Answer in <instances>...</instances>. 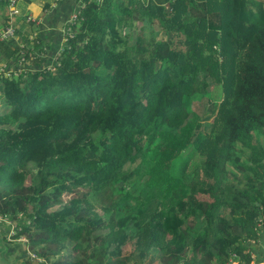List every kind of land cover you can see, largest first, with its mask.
<instances>
[{"label":"trees","instance_id":"obj_1","mask_svg":"<svg viewBox=\"0 0 264 264\" xmlns=\"http://www.w3.org/2000/svg\"><path fill=\"white\" fill-rule=\"evenodd\" d=\"M76 3L60 63L22 76L0 71V215L20 212L14 234L52 264L263 258L260 1ZM13 40L0 42L7 57L16 55ZM209 79L221 95L197 135L210 113ZM186 119L197 123L187 155L173 173L164 161L148 168L153 138Z\"/></svg>","mask_w":264,"mask_h":264},{"label":"crops","instance_id":"obj_2","mask_svg":"<svg viewBox=\"0 0 264 264\" xmlns=\"http://www.w3.org/2000/svg\"><path fill=\"white\" fill-rule=\"evenodd\" d=\"M16 1L17 12L11 17L7 16V3L0 2V30L5 25H11L16 29L17 35H21V37L16 38L12 35L0 42L14 39L13 42L18 45L16 53H19V49L25 52V69L52 64V48L66 24L76 22L80 11L79 4L72 5L70 11L65 12L64 5L68 0H57L62 8L58 13H52V9L49 7L51 0ZM75 5L77 9L74 8ZM71 12L73 15H69ZM14 58L15 56L7 57L0 48V70L14 69L16 67ZM5 227L7 226L5 225ZM250 255L252 259L248 264L264 263V257L262 258L260 255L255 257V252H251Z\"/></svg>","mask_w":264,"mask_h":264},{"label":"rangeland","instance_id":"obj_3","mask_svg":"<svg viewBox=\"0 0 264 264\" xmlns=\"http://www.w3.org/2000/svg\"><path fill=\"white\" fill-rule=\"evenodd\" d=\"M260 1L263 9H264V0H258ZM72 0H68L66 4L64 5V8L66 9L65 12L70 11V7L72 6L71 4ZM17 1H14L12 4H9L7 7V14L10 10V7L12 8H17L16 7ZM8 5V4H7ZM49 7L52 9V13H58L60 7L59 3L57 0H51L49 2ZM60 7V8H59ZM49 8V9H50ZM75 9H77V6H74ZM69 15H73L71 12ZM75 15V14H74ZM68 24H66L67 26ZM209 84L211 85L209 89V97L211 100V104H208V110H209V115L206 118H203L201 120V127L199 126L197 128L196 134L198 135L200 133V130L203 126L206 130H208L209 125H210V119L213 117L212 115L214 114L217 106V101H219V96L221 95V88L218 84H213V82L209 79ZM215 101V102H214ZM6 106L4 104H0V113L5 112ZM213 113V114H212ZM197 123L192 121L191 119L185 120L183 126H181L178 129H174L171 132L166 133H158L155 138H153V143L149 150L145 153L146 155L143 156V160L145 159L147 162L150 159V162H148V168L149 165L152 163L155 164H161L163 163L161 161H164L166 163L165 167H169V171L173 173V169H176L175 165H178V163L175 164V160L177 157H179L178 154L181 156H186L187 151L191 149V145L189 146V142L192 140V138L195 135V126ZM145 142L147 143V139H145ZM157 149L161 150L162 153L156 157V151ZM138 159H136L134 162H129L126 163L122 169L123 172H126L130 170L134 164L136 163V166L138 165ZM183 161V160H181ZM180 161V162H181ZM172 163V164H171ZM174 164V165H173ZM147 166L143 168L142 174L143 176L145 173L148 171ZM134 177L137 176V172L134 173ZM152 187H155V183L152 182ZM74 193V190L70 191H63L62 197L67 198L70 195ZM14 213V221H21V213L20 212H13ZM4 215V214H3ZM0 215V242H4L7 245H13L15 246V252L18 254L21 253L22 255L18 258L16 264H52L51 262H47L45 258L40 257L39 255H36L34 252L30 251L27 246L23 243L24 240L26 239L23 234H20L16 236L14 233H11V230L9 227H5L4 221H11L12 214H6L9 216H3ZM257 224V223H256ZM14 225V224H13ZM254 241H258V239H255ZM34 251V250H33ZM257 255H260L261 253ZM1 264V263H0ZM232 264V263H231ZM264 264V263H260Z\"/></svg>","mask_w":264,"mask_h":264},{"label":"clouds","instance_id":"obj_4","mask_svg":"<svg viewBox=\"0 0 264 264\" xmlns=\"http://www.w3.org/2000/svg\"><path fill=\"white\" fill-rule=\"evenodd\" d=\"M73 24L70 25L69 33H66L63 30L61 31V33H60L61 35L59 36L56 44H54V47L52 48L53 49V53H52V64L44 65V66H38V67H35V68H30V69H33V70L42 69V68L51 69L52 66L57 65L58 63H60V58L63 55L64 49H69L71 47V42H72L71 40L74 39V32L72 30V25ZM63 37H66V39L64 41H62V38ZM59 47H61V49L59 51V55L57 56L58 58L55 60L54 57H53V55H54L56 49H58ZM14 59H15V62H16V67L14 69L0 70L4 76H6V77H10L11 75H13V76H16V75L22 76L24 73L30 71V69H25L24 68V64H25V61H26V57H25L24 50H22V53L21 54L16 53ZM258 224H259V220L257 221V225ZM236 255H237L236 253H233L228 258L229 264H231V263L232 264H248V263H245V262L244 263L243 262L238 263L237 260H236Z\"/></svg>","mask_w":264,"mask_h":264},{"label":"built area","instance_id":"obj_5","mask_svg":"<svg viewBox=\"0 0 264 264\" xmlns=\"http://www.w3.org/2000/svg\"><path fill=\"white\" fill-rule=\"evenodd\" d=\"M14 1H16V0H7L8 6H9V4H12ZM16 12H17V10L15 8L10 7V10H9L7 16L11 17V16L15 15ZM27 20H29V19H27ZM67 24L68 25L63 28V31H65L66 33H69V28H70V25L72 24V22H68ZM12 35H13V27L11 25H8V26L4 27L3 30H0V41H2L5 38H8V37H10ZM65 39H66V37H63L62 41H64ZM60 49H61V47L56 49V51H55V53L53 55L55 60L58 58L57 56L59 55ZM21 53H22V49H19V54H21ZM3 216H9V215L4 214ZM4 223H5V225L10 224V226H7V227L10 228L11 233H14V230L16 229V227H15V223L16 222L14 220H12V218H11V221H4Z\"/></svg>","mask_w":264,"mask_h":264},{"label":"water","instance_id":"obj_6","mask_svg":"<svg viewBox=\"0 0 264 264\" xmlns=\"http://www.w3.org/2000/svg\"><path fill=\"white\" fill-rule=\"evenodd\" d=\"M21 253L15 252V246L7 245L0 242V263L1 264H16Z\"/></svg>","mask_w":264,"mask_h":264}]
</instances>
